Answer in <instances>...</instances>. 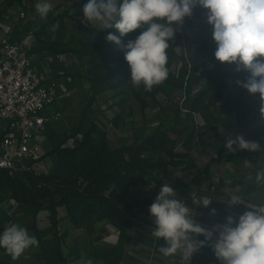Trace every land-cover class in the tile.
Here are the masks:
<instances>
[{"label":"trees","instance_id":"obj_1","mask_svg":"<svg viewBox=\"0 0 264 264\" xmlns=\"http://www.w3.org/2000/svg\"><path fill=\"white\" fill-rule=\"evenodd\" d=\"M87 3L88 0H81L77 15L72 16L76 23H82L77 16L84 15L83 7ZM207 11L196 5L192 15L199 16ZM208 29L209 33L193 39L189 52L181 58L186 73L185 81H180L170 70L177 57L176 46L183 38L180 29H177L174 39L169 41L167 50L169 77L165 82L185 92L184 105H177L175 110L177 121L183 109L188 110L192 118L196 114L200 121L199 129L193 122L190 133L183 140V149L172 145V138L162 125L134 143L125 142L113 147L107 132L96 123L92 122L85 129L84 124H81L71 133L63 135L51 150L58 157L52 171L40 174L28 171L22 178L8 169L0 168V191L7 189L15 202L29 207L34 215L48 210L56 232L60 209L68 207L76 198L89 200L81 214L72 217L76 227L92 232L98 222L110 220L125 231L137 209L150 208L162 184L172 186L177 190L178 199L186 202L194 195H205L202 187L210 189L213 186L214 164L232 162L238 171L243 161L256 164L260 152L239 149L229 152L225 147L227 138L220 133L224 111L228 115L236 114L246 119L251 114L252 106L242 98L231 97L227 70L235 64L220 63L215 59L216 45L210 34L212 26ZM142 30L137 29L121 37L118 30L109 27L96 30L94 39L51 42L47 46L54 53H74L89 59L88 68L95 87L89 102L92 105L99 93L127 84L131 73L124 59L123 46L129 40H134ZM109 33L119 37L121 44L108 41L106 37ZM120 76L125 78L114 83ZM193 83L199 85V92L194 98L191 97ZM261 119V114L255 111L253 121ZM211 135L214 138L207 141ZM257 138L264 140L263 122L257 124L255 134L249 141L256 142ZM70 140L72 143L68 144ZM196 142L201 144L202 154L210 158V162L204 166H200L193 157ZM260 146L264 147V141H261ZM257 171H253L254 180L245 182V194H254L264 201V184L255 181ZM190 172L192 175L188 176ZM151 183L154 187L148 194L137 193L136 189L142 184ZM4 226L5 223L0 220V234ZM0 264H6V261L0 258Z\"/></svg>","mask_w":264,"mask_h":264},{"label":"crops","instance_id":"obj_2","mask_svg":"<svg viewBox=\"0 0 264 264\" xmlns=\"http://www.w3.org/2000/svg\"><path fill=\"white\" fill-rule=\"evenodd\" d=\"M34 1L39 2V0H0V8H6L10 13L17 12L18 14L29 8L33 10L26 17H30V21L26 25L17 27V32L13 37L22 44L26 52L35 54L38 66L48 70L58 82L57 99L46 108L45 114L61 113L62 116L47 123L43 129L37 130L35 135V141L41 148L43 158L33 165L31 171L40 174L52 171L56 167L58 157L56 154H52L51 150L63 135L71 133L81 124H84L83 129H85L87 128L86 121L97 118L93 110L94 104L89 105L95 90L88 68L89 59L74 53H54L47 45L51 42L67 43L77 39H94L96 30L105 29L106 25L100 22H89L84 15H78L77 17L82 23H76L72 16L77 15L81 0H50L54 8L48 14L47 19H41L36 13ZM122 2L123 0H120L117 6L119 7ZM11 21L12 23L9 25L13 29L15 23L13 20ZM235 68L236 65L230 70L232 72L231 80L236 86L231 88L229 83V93L231 97L242 98L249 102L252 111L246 119L240 118L236 114L227 115V117L223 114L220 133L225 139L243 134L246 140H250L255 134L257 124L264 123L262 115L263 119L258 122L253 121L254 112L260 113L261 100L259 94L252 95L237 83V81L244 82L247 76L245 73L234 74L232 70ZM99 121L100 118H97L96 123L101 125ZM107 134L109 138V133ZM213 138L214 135H211L207 141H211ZM119 141L116 145H113L111 141L110 143L113 147H117L124 143L122 139ZM261 141L264 140L261 138L256 140L259 144ZM71 143L72 140L68 142V144ZM195 145H200L199 154L204 158L203 162L197 163L204 166L210 162V158L202 154L200 143L196 142L194 147ZM193 157H198L194 151ZM258 157L259 160L256 164L247 160L243 161L241 172L232 162H223L212 166L213 186L210 189L202 187L205 190V195L197 197L208 196L213 200L212 204L208 208L199 207L193 203V196L185 202L192 210V214H195L196 223L211 230L214 225L221 224L229 215L237 218L238 221V217L244 211L249 210L248 204L264 202L254 194L250 196L245 194V182L254 180V170L250 168L245 170L244 167L248 163L264 166V151H261ZM257 170L259 171V169ZM179 174L182 175L181 172ZM18 175L25 178L26 173L21 172ZM191 175L192 172L188 174V176ZM153 187V183L142 184L136 191L138 194H148L153 190ZM229 194L240 195L246 206L239 209L229 208L227 206ZM88 202L87 199L76 198L71 201L68 207L61 208L58 232H56L48 210H42L34 215L29 207L15 202L7 189L1 190L0 220L5 223V226L10 223H18L25 227L30 235L36 236L39 247L26 250L15 261L3 249H0V258L4 259L6 264H78L81 258L91 259L93 264L178 263V257L175 260L165 258L158 251L159 247L164 245V240L156 239L151 234L156 226L150 214V208L137 209L131 217L130 226L125 231L121 230L114 222L105 220L98 222L95 230L88 232L84 228L76 227L72 219V217L81 214ZM213 209H215V214H212ZM195 237L200 241L205 240L203 235ZM216 238H218V233H214L213 240ZM190 264H221V261L215 256L211 243L206 242L204 247L193 254Z\"/></svg>","mask_w":264,"mask_h":264},{"label":"clouds","instance_id":"obj_3","mask_svg":"<svg viewBox=\"0 0 264 264\" xmlns=\"http://www.w3.org/2000/svg\"><path fill=\"white\" fill-rule=\"evenodd\" d=\"M196 5L208 10L207 22L212 26L216 45L215 59L235 64L237 72L248 73L244 82L237 83L250 94H259L260 113L264 116V0H123L119 7L117 0H88L83 14L89 22L114 27L121 37L143 29L123 46L124 59L130 67L132 87L143 86L146 92H151L169 77L167 50L177 31L174 24L183 25L184 18L192 15ZM53 8L50 0H39L35 5L41 19H47ZM106 39L121 44L114 34L109 33ZM225 147L229 152L264 151L259 143L246 140L243 134L229 137ZM255 181L264 184V168L257 171ZM229 198V206L243 199L238 194H229ZM212 202L208 196H193V203L199 207L208 208ZM248 209L238 221L229 215L224 224L205 229L195 222L187 204L178 199L177 190L162 184L149 209L156 226L151 234L164 240L158 249L160 254L173 260L179 257L178 264H190L193 254L206 242L211 243L221 264H264V202L248 204ZM214 233H218L215 240ZM199 235L205 240L193 238ZM32 247H39L38 239L18 223L6 225L0 234V249L13 261ZM78 264L93 261L81 258Z\"/></svg>","mask_w":264,"mask_h":264},{"label":"rangeland","instance_id":"obj_4","mask_svg":"<svg viewBox=\"0 0 264 264\" xmlns=\"http://www.w3.org/2000/svg\"><path fill=\"white\" fill-rule=\"evenodd\" d=\"M34 5L36 1L33 2ZM35 7V6H34ZM33 10L27 9L26 15L30 14ZM35 13V12H34ZM207 13H203L199 16L191 15L185 17L183 22V38L176 46L177 57L174 59L170 66V70L173 75L177 76L180 81H185V70L182 63V56L186 52H189V47L195 37H199L203 33H209L208 27L210 24L207 22ZM30 17L23 19L20 14L10 13L6 8H0V43L3 38H10L17 40L15 32L16 28L22 25H26L30 20ZM14 21L15 26L11 29L9 25ZM177 29L178 26L174 24ZM14 33V34H13ZM212 34V32H210ZM234 74L245 73L232 70ZM228 72V81L231 88L235 87L233 80H231L232 72L230 69ZM247 76L248 73H245ZM125 78V77H124ZM123 76L118 77L113 82L122 81ZM131 76L126 80L127 84L118 89H107L95 96L93 101V110L97 118H100L99 124L96 123V119H89L87 125L92 122L96 123L102 130L109 133V139L113 145L119 143V139L124 143H134L138 139H141L145 135H149L154 132L160 125L164 126L168 134L172 138V145L183 149V140L188 133H190V127H192L194 118L189 113L183 111L180 118L175 116V110L177 105H184L185 92L182 89H175L170 84L164 82L162 85L155 86L151 92H146L141 86L139 89L133 88L130 83ZM199 92V85L192 84V98H194ZM92 104V105H93ZM225 117L227 113L224 112ZM100 116V117H98ZM228 121V119H227ZM195 124V123H194ZM85 125L86 127H88ZM84 126V125H83ZM0 137H2L0 135ZM1 141V140H0ZM200 145H195L193 151L198 154L195 158L197 162H203V157L199 154ZM206 161V159H205ZM264 166L253 164H246L244 169L250 168L254 171L256 169L261 170ZM245 188V187H244ZM242 202L241 207H245ZM240 207V208H241Z\"/></svg>","mask_w":264,"mask_h":264},{"label":"built area","instance_id":"obj_5","mask_svg":"<svg viewBox=\"0 0 264 264\" xmlns=\"http://www.w3.org/2000/svg\"><path fill=\"white\" fill-rule=\"evenodd\" d=\"M20 17L26 19L27 15L20 12ZM177 26L183 29V25ZM57 93L58 82L48 70L38 66L35 54L26 52L17 40L3 38L0 43L1 169L16 174L26 173L42 160L43 153L35 135L37 130L62 116L61 113L45 114L46 108L56 101ZM194 118L199 129L200 121L196 114ZM227 206L239 209L242 201L231 206L227 203ZM225 222L226 219L221 224ZM193 238L196 239L195 236Z\"/></svg>","mask_w":264,"mask_h":264}]
</instances>
